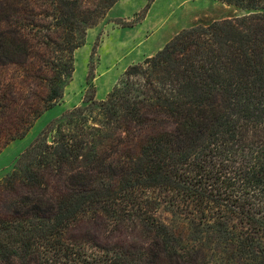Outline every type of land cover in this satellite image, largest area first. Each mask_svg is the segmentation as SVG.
<instances>
[{
    "label": "trees",
    "instance_id": "1",
    "mask_svg": "<svg viewBox=\"0 0 264 264\" xmlns=\"http://www.w3.org/2000/svg\"><path fill=\"white\" fill-rule=\"evenodd\" d=\"M23 1L21 19L9 6V34L21 26L29 41L0 45L16 74L9 108L0 96V153L63 98L75 51L119 0H46L41 24ZM219 1L241 14L180 32L21 155L0 182V264H196L199 253L264 264V0ZM154 191L198 224L190 241L155 216ZM105 225L143 244L101 245Z\"/></svg>",
    "mask_w": 264,
    "mask_h": 264
},
{
    "label": "rangeland",
    "instance_id": "2",
    "mask_svg": "<svg viewBox=\"0 0 264 264\" xmlns=\"http://www.w3.org/2000/svg\"><path fill=\"white\" fill-rule=\"evenodd\" d=\"M17 1L19 4L16 5ZM47 3L46 0L29 1V8L38 24L43 22V15L50 11ZM9 6L19 11L20 15H16V19H21V16L27 14L26 3L23 0H0V37L4 40L0 45L4 43L9 47V41H13L18 50L22 51L29 41L28 33L19 26L17 30L21 34L15 37L9 34L12 28L9 26L11 11ZM239 14L241 12L236 7L226 5L219 0H119L104 19L87 31L84 45L75 51V71L65 86L63 98L34 123L25 138L12 142L0 153V182L14 171L19 158L27 148L43 136V132L55 125L67 111L84 106L91 97H95L97 101L106 100L112 90L124 79L129 67L142 64L146 58L154 56L184 30L206 26ZM35 31L41 29L36 28ZM150 37L161 38L165 46L152 50L147 48L144 43ZM30 44L35 45L34 52L37 56L43 53L37 39H31ZM39 61L38 59V63ZM19 74L21 75L20 71ZM15 75L14 70L9 68V56L0 57V96L5 95L7 99L3 103L8 105V108L9 78ZM7 112L9 117V109ZM147 194L157 204L155 216L167 225L180 222L182 239L190 241L194 234L191 236L186 230L198 224L191 225L192 223L186 220L190 216H187L181 207L179 209L173 207L167 195L159 191ZM86 224L84 220L80 226ZM128 226H130L128 231L131 232L134 225ZM113 228L112 225L106 226V229L97 236L98 243L106 245L105 243L109 241L108 245L112 247L116 244L115 237L121 236L127 241L143 244L138 238L128 236L125 230L121 235ZM83 230L77 229L73 234L78 247L88 254L97 253L89 244ZM195 255L190 254L189 257ZM203 256L202 253L198 254L199 260L196 264H224L215 253H203Z\"/></svg>",
    "mask_w": 264,
    "mask_h": 264
},
{
    "label": "crops",
    "instance_id": "3",
    "mask_svg": "<svg viewBox=\"0 0 264 264\" xmlns=\"http://www.w3.org/2000/svg\"><path fill=\"white\" fill-rule=\"evenodd\" d=\"M114 7L109 11V13L114 9ZM144 45L147 46V48H149L151 50L165 46V44H162V39L161 38L158 39V38H153V37L148 38L145 41Z\"/></svg>",
    "mask_w": 264,
    "mask_h": 264
}]
</instances>
